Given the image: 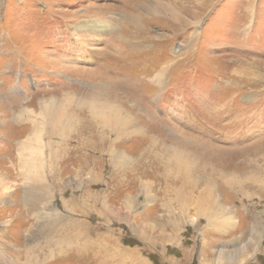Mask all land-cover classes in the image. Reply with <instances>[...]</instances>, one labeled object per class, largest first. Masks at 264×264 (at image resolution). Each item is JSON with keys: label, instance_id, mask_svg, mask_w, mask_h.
<instances>
[{"label": "rangeland", "instance_id": "374dc122", "mask_svg": "<svg viewBox=\"0 0 264 264\" xmlns=\"http://www.w3.org/2000/svg\"><path fill=\"white\" fill-rule=\"evenodd\" d=\"M144 1L0 0V264H22L39 249L48 256L56 231L71 224L93 229L78 242L97 247L84 255L94 264H264V0H187L184 23L166 0H151V12ZM154 74L162 76L155 84ZM104 84L127 92L123 116L166 122L225 150L213 156L218 163L252 173L226 175L238 182L233 189H209L211 216L194 201L168 199L175 179L141 171L132 139L116 143L131 156L122 168L110 166L101 145L84 147L91 134H73L61 146L90 162L64 168L49 155L60 136L40 103L73 106ZM199 153L190 155L198 163ZM69 256L51 264H71Z\"/></svg>", "mask_w": 264, "mask_h": 264}, {"label": "bare ground", "instance_id": "6f19581e", "mask_svg": "<svg viewBox=\"0 0 264 264\" xmlns=\"http://www.w3.org/2000/svg\"><path fill=\"white\" fill-rule=\"evenodd\" d=\"M185 1H187V0H166V3L170 7L169 12H170L171 8L176 9V13L178 15V20L182 23H184V22H183V18L181 17L179 11L181 10V8H185L187 6V4H185L186 3ZM200 2H201L200 0H190L191 4H193V3L199 4ZM140 3L141 2H138L134 6L136 7V5H139ZM141 5H142V7L150 10V12H151V10H152L151 0H149V1L146 0V1L142 2ZM156 6H158V5H156ZM132 21L134 22V20H132ZM130 24H131V21H130ZM87 25H85V26H87V27L90 26L89 24H87ZM99 25H100V23L97 22L95 24H92V27L98 28ZM131 29H132V34L135 35L134 28L131 27ZM135 30H136V28H135ZM137 35H139V32ZM161 77L162 76L159 74H154V76L152 75V77H151L152 83L155 84L156 80H157V82H159L161 80ZM99 86H100V84H99ZM95 90H97V89H95ZM64 95H66V94H64ZM126 96H127V92L125 90L121 89L120 86H118V87L114 86V89H113L112 87H107L104 84L101 86V88L98 91H95L92 94L91 93L87 94V97H85L86 99L79 100V103H77L74 100L75 102H73L74 103L73 106H72V104L71 105L68 104L66 106H61V105L57 104V102L55 100L41 101L39 109H40L41 115L43 117V120L45 121V123L48 121L50 124H54V131H59L57 133L60 136V139H59L58 143L56 144L57 146L55 148L52 147L53 150L49 149V151H51V153H49V155L53 154V158H54L55 162H57V160H59L60 162L64 163L63 164L65 166L64 168H68L69 167L68 165H72L71 169H73L75 167L76 168H79V167L85 168L88 165V162H90L89 156H85L81 152L80 153L77 152V150L74 149V146L71 149H69V148L62 147L61 145L63 142L67 143V139L70 138L71 135H73V134L75 135V137L76 136L79 137L80 135H83V134H88V135L91 134L93 137L92 141L85 142L84 147L89 148V149H95L94 148L95 146L101 145V149L106 151L105 154L107 155L110 166L111 167H114V166L122 167L125 165L127 166L129 164L128 158L131 159V156H129V154L127 155V153L123 152L124 149L122 150V148H119L118 146H117L118 147L117 148L116 147L117 142L121 144V143L127 142V141L132 139L133 141L138 142L139 146L147 144L143 148L142 147L139 148V146L137 145L138 149L134 150V154L136 156H134V155L133 156L135 157V159L141 160V162L138 163L141 166L140 167L141 171L146 172L145 170L147 169V167H150V169L152 170V172L150 171L151 176H155V174H156L155 171H163L164 174H166L168 178L172 177V179H175L177 187L172 188V189L170 188V190H172V192L174 193V197H169L168 199H170L171 201H174L176 203H186V202L194 201L195 205L198 208L199 213H201V214L206 213L207 209L210 208V209H208V210H210V211H208V213L210 212L209 215L212 216V214H215L214 213L215 212L214 203L216 201H214V196L212 195V193L210 192L209 189H212L215 185L216 186L217 185H220V186L223 185V187H225V189L228 188L229 190L233 189L235 187H238V184H237L238 182H236L231 177L230 178L226 177V175L227 176L230 174L232 175V173H235L234 171H236V173H240L241 175L247 174L246 176H248V174L252 173V171L245 169V168H241V167L239 168L238 164H240V163H238L236 165V167H238L237 168L238 170H233V168H231L229 165L225 166L224 164H226V163H224V164L218 163L216 159H213L214 158L213 156L218 155V154L224 155V154H226L225 150L224 151H221V150L217 151V150H215V147L212 146L210 143L201 141L200 139H198L196 137H192L190 135H184L182 133H179L173 127H170V126L168 127L166 122H160L157 119H145L144 117H141L143 119H142V121H140V120H137V118H135V116L133 117L132 115H129V116L124 115L123 116L122 113L124 112L123 111L124 109L122 110L120 108L121 105L119 106V104L122 100H126ZM70 98L72 99V97H70ZM71 99H67V101H69V103H71L72 102ZM210 110H212V109H210ZM48 122H47V125H48ZM151 126H154L157 128L160 127L161 131L157 132L155 134V132L149 128ZM163 126L166 128V130L168 129L170 131V133L172 134L171 136L174 135V138L168 137L169 134L166 135L165 131L163 130ZM96 127H98L97 130H95ZM100 128H103V130H105L104 131L106 133L105 135L101 134L102 130L100 131ZM109 133H110V135H113V136H107V134H109ZM56 136H57V134H56ZM104 136H106L105 138H107L106 141L103 140V139H105ZM133 141H131V142H133ZM82 146H83V144H82ZM123 146L124 145H121V147H123ZM152 147H154V148H152ZM50 148H51V146H50ZM150 150H152V151L156 150V152H150ZM197 152L198 153L200 152L199 155H200L201 160L199 163L195 161V158H192L190 156L191 153H197ZM218 152H220V153H218ZM149 153H152V154H149ZM132 154H133V152H132ZM145 154H149V155L145 156ZM262 155H264V154L262 153ZM141 158H145V159L148 158L149 163L148 164L143 163ZM246 161H248V160H246ZM244 164H246L245 161H244ZM225 167H226V169L224 170ZM68 170H69V168H68ZM140 170L138 169V171H140ZM122 171H124V170H122ZM110 174H111L110 179L114 180L115 175H113L112 172H110ZM117 176H118V174H117ZM156 177L158 178L157 174H156ZM168 178H163V179L161 178V180L163 183L167 184ZM250 178H253V179H251V181H253V182L255 181L258 184H262V181H263L262 177L260 178V176L253 174V176ZM205 181L208 183L206 184V187L203 189V184L205 183ZM198 185L201 186L202 189L200 190V193H198L197 197H194L191 200V196H192L191 192L195 189V187L197 188ZM115 188L118 189L116 185H115ZM116 193L118 194V191H116ZM29 194H31V193H29ZM109 197H110V201H111V199L115 197V191H112V194ZM135 198L136 197H129L127 199L130 202L132 200L134 202ZM106 200H107V198H106ZM53 205H54V203H53ZM128 205L129 204L127 203V207L130 208V205L129 206ZM104 216H105V214H104ZM73 223H74V221H73ZM65 227L66 228H64L63 230L56 231V237H54V239L52 240V249L49 248V251H47L49 253L48 256H45L42 258L40 256V254L43 252H41L39 249V251H38L39 255H37L35 257L30 256V257L21 258L23 260L22 264H26V263L27 264H32V263L33 264H42V263L45 264V261L47 264H51L53 261H57L56 259L60 260V259L68 258V255H70L69 257L71 260L69 259V260H65V261H70L71 264H94V262L93 263L91 262L93 259L89 260V259L85 258L86 256L84 257V255L87 254V256H88L97 247L94 246L93 244H91V246L86 244L85 241L87 240V237H86V240H84V242H82V243L78 242L80 239H82L81 238L83 236L82 232H85V233L88 232V234L90 235V233L93 229L90 230L91 229L90 226H89L90 228L85 227V226L78 227V226L73 225V224L67 225ZM92 227H93V225H92ZM76 228H78V229L76 230ZM65 229L66 230L69 229V233L66 232ZM75 236H76V239L74 238ZM90 237H91V235H90ZM104 241H105V239H104ZM61 251H62V254L60 253ZM97 255H98V253H97ZM101 255H102V253H101ZM89 258L91 259V257H89ZM97 258H98V256H97ZM96 264H106V263L104 261H102V262L99 261V263L97 262Z\"/></svg>", "mask_w": 264, "mask_h": 264}]
</instances>
